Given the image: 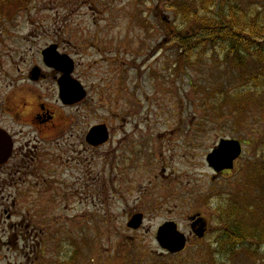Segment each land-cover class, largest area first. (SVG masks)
Listing matches in <instances>:
<instances>
[{
	"label": "rangeland",
	"instance_id": "374dc122",
	"mask_svg": "<svg viewBox=\"0 0 264 264\" xmlns=\"http://www.w3.org/2000/svg\"><path fill=\"white\" fill-rule=\"evenodd\" d=\"M16 1L0 0L1 9L6 7L1 22L10 23L13 15L20 24L18 30L0 26V33L29 40V60L34 48L61 44L87 99L76 108H59L44 87L45 107L57 113L44 128L60 131L51 138L56 147L43 152L47 185L39 207L18 198L6 224L0 216V264H264V246H246L230 257L213 251L221 204L264 207V197L256 200L246 188V178H264V97L240 95L243 89L255 91L253 84L220 58L187 60L182 68L176 50L163 48L154 12L173 29V7L185 0H31L24 13H13L23 8L24 1ZM252 3L259 0H237L242 7ZM10 46L9 39L0 42V91L9 83L4 74L10 70ZM254 71L250 65L243 74ZM68 123L76 138L67 147L58 139L68 143L63 132ZM97 125L108 128L112 143L93 151L91 164L81 133ZM221 139L238 141L243 150L230 172L214 175L206 157ZM128 158L134 167L125 169ZM147 179L152 184L145 185ZM52 189L53 200L46 199ZM135 214L143 216L137 231L126 227ZM196 215L208 227L202 240L189 237L190 217ZM20 220L30 230L39 227L40 246L23 247L17 231L12 233L9 226ZM166 222L189 238L174 256L155 242L156 230Z\"/></svg>",
	"mask_w": 264,
	"mask_h": 264
},
{
	"label": "flooded vegetation",
	"instance_id": "af4514ba",
	"mask_svg": "<svg viewBox=\"0 0 264 264\" xmlns=\"http://www.w3.org/2000/svg\"><path fill=\"white\" fill-rule=\"evenodd\" d=\"M22 1H24L22 4L23 8L21 10L14 8L13 13L15 10L22 11L23 13L27 10V4H29L31 0ZM14 2L17 3L16 0H14ZM9 3L13 6L11 1H9ZM1 8L2 5H0V10H6V7L4 9ZM47 11L49 13L50 8L47 7ZM3 13L4 12H2V14ZM162 16L161 13H158L157 11L154 12V19L159 22V25L164 32V35H162L164 37L163 48L167 51H172L171 38L173 29L171 28L170 21L167 19L165 20ZM0 18V26L3 30L6 31L13 28L18 30L20 24L17 23L16 18H14L13 15L10 23L1 22L3 17ZM15 34L17 33H0V42H5L8 39L11 42V46L8 50V56L10 57V70L4 74L9 83L0 91V93H5L4 96L0 98V135L4 136L3 138L0 137V146L4 145V150L0 153V157L4 156L7 150L5 161L2 162L0 160V216L1 218L4 216L6 217L7 220L4 224L10 220V215H8V213H10V211H12V213L15 211V202L18 198L21 201L25 199L29 203L37 204L39 207L38 203L40 202V198L42 194L44 195L42 189L47 185V179L44 177L45 171L48 172V169L45 167L46 160L43 152L46 147H56L54 143L50 144V142L54 133L55 135H58L60 131L58 130L59 132H54L53 130H47L48 128H44L45 125H48L55 120L57 114L56 112H51L49 108L45 107L47 100L44 95V87L46 86L49 93L51 94L52 92L53 96L57 98L56 100L59 104V108L60 105L61 108L66 109L76 108L87 99L85 89L73 78L75 68L74 61L72 60L71 55L62 49L61 44L53 41L41 47L38 46L37 48H34L35 54L33 59L29 60L28 56L29 53L32 52V49H26L29 46L25 45L29 40L25 38H11ZM160 46H162V44ZM182 55L185 56V54ZM16 58L18 60H16ZM47 62H50L51 65H48ZM65 63H70L71 65V72L69 74L70 80L80 84V88L84 95L79 101L73 102L70 105L64 104L59 97L60 91L58 81L63 75L62 69L64 68ZM182 64H184L185 67L186 61H182ZM34 75L37 77L35 80L33 79ZM54 93H56V96ZM49 96L50 95H48L47 98ZM66 124L67 122H64L61 128H64ZM68 126V130H63L64 133L68 134V143L58 139L60 144L67 147L72 143L74 136L76 138L73 125L68 123ZM95 127H104L106 138L104 142L93 145L87 141V136ZM25 128H28L30 131ZM81 134L85 150H89V153L91 154L90 158H86L91 160V164L92 152L106 149L112 143L109 130L105 125L90 126ZM144 139H146V137L142 136L139 145ZM139 145L136 147H139ZM134 148L135 147L132 146L131 152ZM149 154L152 156L155 155L151 152ZM117 160L118 157L114 158L112 161L117 164ZM123 164L125 169H128L131 166L134 167V164L131 163L129 158L124 161ZM150 165L151 164L148 163L146 164V166ZM151 169L152 165L150 166V169L147 170L152 172ZM143 171H145V169H143ZM157 179L159 178L154 176V180ZM151 182L150 179H147L145 185H150L152 184ZM143 192H145V190ZM55 193V190H49L44 197L53 200ZM27 213L29 212L27 211ZM192 223L193 222H189L190 227ZM23 224H25V221L20 220L19 223L12 224L9 227L12 229V233L13 231H17V234L20 235L19 240H21L20 243H22L23 247H25V245L28 247V243H36L40 246V242L38 241L40 233L39 227H37V230H30V228H28L29 225L23 227ZM197 227L198 224L193 230H196ZM206 228L208 232L207 224ZM34 233L35 236L33 238L27 236ZM23 234H26V237H23ZM17 239L18 238H15V242L18 244L16 241Z\"/></svg>",
	"mask_w": 264,
	"mask_h": 264
},
{
	"label": "trees",
	"instance_id": "16d2710c",
	"mask_svg": "<svg viewBox=\"0 0 264 264\" xmlns=\"http://www.w3.org/2000/svg\"><path fill=\"white\" fill-rule=\"evenodd\" d=\"M173 9L176 26L171 38L172 50L181 57L185 54L184 59L190 63L191 60L220 58L230 69L241 73V78L253 84L255 91L243 89L240 95L264 97L260 89L264 88V0L252 3L249 8L237 4V0H185ZM250 65L254 73L244 75L243 70ZM222 94L227 97L224 91ZM232 98L238 100L235 96ZM257 173L260 175L262 170L258 169ZM252 179L246 178V188L259 200L264 197V178ZM240 194L245 196L244 192ZM217 218L219 228L215 249H212L215 256L230 257L246 246H264L263 206L247 202L223 203Z\"/></svg>",
	"mask_w": 264,
	"mask_h": 264
},
{
	"label": "water",
	"instance_id": "95a60500",
	"mask_svg": "<svg viewBox=\"0 0 264 264\" xmlns=\"http://www.w3.org/2000/svg\"><path fill=\"white\" fill-rule=\"evenodd\" d=\"M51 65L50 62H47ZM71 72L70 63H65L62 69V77L58 81L59 87V97L60 100L66 104L70 105L73 102H77L82 98L83 92L80 88V84L73 82L69 78ZM37 77L34 75L33 79ZM104 127H95L88 134V142L93 145L100 144L105 141L106 132ZM1 138L4 136L0 135ZM9 149V146H8ZM4 150V145L0 146V153ZM242 149L238 141L234 140H221L218 146L206 157V162L209 168H211L216 174L223 172L224 170H231L233 168V163L241 155ZM7 156V150L4 156L0 157L2 162L5 161ZM198 221L197 223H199ZM142 224V216H133L127 224V228L131 230H137ZM203 226V225H202ZM198 228L195 231V235L198 238H202L204 235L203 227ZM155 241L158 244L160 250L166 252L167 254L174 255L182 252L186 245V239L183 234L178 232L177 226L174 223H166L161 226L156 233Z\"/></svg>",
	"mask_w": 264,
	"mask_h": 264
}]
</instances>
